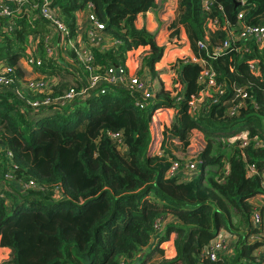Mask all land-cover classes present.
<instances>
[{"label":"trees","instance_id":"obj_1","mask_svg":"<svg viewBox=\"0 0 264 264\" xmlns=\"http://www.w3.org/2000/svg\"><path fill=\"white\" fill-rule=\"evenodd\" d=\"M26 1L27 8L10 19V28L0 16V61L12 69L6 75L12 89L0 92V183H4L0 194L7 195L0 197V247L11 251L8 264H130L153 238L151 251L162 256L155 264H260L253 255L260 242H248V236L261 230L252 227L250 200L262 191L259 173L264 170V46L250 40L246 51L231 46L214 58L197 42L202 40L208 47L221 43L226 31L210 28V21H228L236 30L240 12L243 23L264 26V0L239 4L208 0L209 10L204 0H177L173 16L164 22L170 31L167 37L181 42L183 31L192 56L206 60L218 83L226 85L218 101L206 97L197 113L188 101L205 88L198 82L201 66L182 60L176 63L178 76L172 88H156L150 79L154 99L143 109L134 104L127 89L104 84L99 89L106 87L105 93L90 92L84 105L75 101L73 106L30 109L13 89L24 90L20 96L27 100L55 99L70 89L48 83V77L61 78L55 69L82 74L84 84L90 72L72 48L68 51L72 61L62 55L60 46L52 49L53 55L46 52L45 37L52 32L59 38V33L39 16L41 0ZM88 4L111 42L104 49L91 48L92 65L99 67L95 72L124 65L136 49L145 48L136 76L145 70L152 77L158 75L155 64L164 47L157 38L163 23L159 21L161 26L154 32L136 24L139 16L154 11L156 0H52L69 36L77 33V11ZM33 36L39 41L30 51ZM30 52L41 61L34 72L23 63ZM251 62L257 63V73L250 69ZM26 73L43 82L40 89L25 88ZM233 84L244 86L251 98L237 115L229 116L222 101L231 95ZM160 108L174 112L170 120L165 117V126L158 119L164 155L148 154L150 124ZM193 129L205 141L195 160L197 174L188 181L167 177L171 161L182 164V158L164 146L165 138H178L186 149ZM243 130L248 131L247 146L226 140ZM113 131L122 133L125 152L109 137ZM247 165H254L258 173L248 175ZM225 166L230 168L227 174ZM7 176L19 188L32 182L36 189L19 193L12 188L19 194L8 207V196L14 193L5 189ZM260 211L264 217V205ZM161 216L172 221L157 233L154 222ZM219 229L236 234L237 239L231 255L213 261L203 250ZM171 234L175 254L167 258L159 246Z\"/></svg>","mask_w":264,"mask_h":264},{"label":"built area","instance_id":"obj_2","mask_svg":"<svg viewBox=\"0 0 264 264\" xmlns=\"http://www.w3.org/2000/svg\"><path fill=\"white\" fill-rule=\"evenodd\" d=\"M238 1H240V3H243L244 0ZM26 2V0H0V16L8 20L4 24L5 28H10V25L12 24L10 19L15 13L21 11L22 8H27ZM209 6L210 4L208 0H204V7L206 10H209ZM90 7L91 5L88 4L84 10H79L76 13L77 38L74 46H72V49H74L78 58L81 60V62L84 63L87 71L90 72L87 84H83L78 89L70 88L63 95L55 99L47 97L38 101H28L27 106L30 109H34L39 106H49L52 104H65V102L68 101V99L72 96H74L76 99L78 97L80 99H84L90 95V92L99 89L102 84L110 87L118 86L127 89L131 94L134 95V104L141 109L146 108L149 103L153 101V88L151 87L150 79L147 77L146 73L142 74L140 77H137L136 73L133 72L134 68L130 67L129 65V58L124 65H112L103 73L95 72L99 67L97 65H92L93 56L91 48L97 47L100 49H104L105 47L111 45V42L109 38L106 37L105 33L102 32L103 25L91 12ZM219 9L222 10V7L219 6ZM58 10L59 9L56 6L52 5V0H41L39 16L45 19L49 23V25L59 33V38H57L55 44L52 43V32H50V34L45 37V50L46 52H49L50 55H53L52 49L54 47H65L67 46V44L64 42H68V40L66 39L68 30L66 29V26L58 19ZM241 19L242 12L238 13L237 15V21L235 24L237 27L236 30L235 28H233V24L228 21L221 23L218 19L211 20L209 23V27L226 31L227 37L221 43H214L210 47H208L204 41L199 40L197 42L198 47L201 50H205L207 54L215 58L228 50L231 46H235L236 51H246L247 48L245 47V43L250 40L254 41L258 45V47L264 46V26L262 24L248 25L243 23ZM32 38V43L30 40L29 44L30 51L31 48L36 47L39 41V37L37 36H33ZM64 39L66 41H64ZM80 39H82V41H80ZM236 43H240V45L237 46ZM35 50L36 48L34 49V51ZM24 60L26 61V64L30 65L34 61H36L37 65L41 64V61L33 57L31 52L28 54V57H25ZM181 60L183 62H195L200 64L201 66V72L198 76V82L204 84L205 88L201 90L198 95H191L188 101L191 111L193 113H197L206 97H212L214 101H218L219 96H222L226 92V85L218 83L214 69L206 60L193 56L188 58L187 60H185L184 58H182ZM249 67L254 73H257L258 70L256 62H251L249 64ZM10 72H12L11 67L5 64L0 67V92H2V90H4L6 87L10 86V79L6 76ZM34 78H26L25 83H27V86L25 84V88L31 89L32 91L40 89L43 82L41 80H35L36 78ZM231 90V95L223 100L222 104L226 106V113L229 116H235L238 114L239 109L244 105L245 100L251 97L246 91L245 87L242 85L233 84L231 86ZM99 91L100 93H105L106 87H102L101 89H99ZM179 92L180 96L178 98L182 96V89H180ZM108 134L112 141L117 145L119 151L125 152L122 133L120 131H113L109 132ZM226 140L230 143L238 141L240 142L239 147H245L249 142L248 131L244 130L241 131L240 134L231 135ZM246 168L248 175L258 173L254 165H247ZM197 171V162H187L185 164H181L177 160H172L170 166L166 171V175L167 177L177 176L179 180L186 181L191 180L197 174ZM259 175L262 191L253 198H256L260 201L264 199V170L260 172ZM7 179L12 180L9 176H7ZM3 184L4 183L1 182L0 186H3ZM22 186L23 188L27 189L29 188V186H35V184L31 182L30 184ZM5 189H7V187H5ZM0 196L3 197V194H0ZM261 204L264 205V203ZM262 205L255 204L250 216L251 224L255 228L261 229V238H256V240H254L261 242V246L260 248H255V250L253 251V255L257 256V258L260 260V264H264V217L260 211V207ZM164 223L165 222L161 223L160 218L156 219L154 222V229L156 228L155 230L159 231L162 226L165 225ZM228 236H230V233L226 232V230L219 229L216 235L204 247V256H206L210 260L215 261L219 258V256L231 255L233 252L232 248L234 244L232 245V247H230L227 239Z\"/></svg>","mask_w":264,"mask_h":264},{"label":"rangeland","instance_id":"obj_3","mask_svg":"<svg viewBox=\"0 0 264 264\" xmlns=\"http://www.w3.org/2000/svg\"><path fill=\"white\" fill-rule=\"evenodd\" d=\"M157 13H158V10H157ZM154 15H156V14H154ZM162 26H163L162 27L163 32L159 35V38H157V42L159 43V45H163L164 43L169 42L171 44L175 43L176 46H174V47L177 48V50L174 51L173 54H171L169 57L165 58L164 62H162V64H161L162 67H163L162 69L165 70L166 72H168V70H170V73L167 74V75H177L178 76V72L176 70L177 61H181L182 58L187 60L188 58L192 57V55H191L192 52H191V50L189 48V44L187 43L186 38L183 35V31H180L182 37L179 39L181 42H178L177 40L174 39L175 37H173L172 40L167 37L170 31L165 33L166 25H165L164 22H163ZM66 36H67L66 39L68 40V42H64V43L67 44V46L61 48L62 49V54H64L65 57H67V60L72 61V58H71L70 54L68 53V51L71 48H73L72 46H74L77 36L76 35L75 36H69V33ZM52 37H53L52 38V43L55 44V42L57 40L56 39L57 37L54 35V33H52ZM64 41H66V40L64 39ZM80 41H82V39H80ZM45 45H44V47H45ZM144 49L145 48H139L138 50L136 49V51L133 54H131L130 57H129V65H130V67H134V70H133L134 73H136L138 67L143 65ZM23 63L26 64V61L23 60ZM32 64L33 65H30V64H26V65H29L31 67V69L33 70V72H34L35 71L34 70L35 69V65L36 66H39V65H37L36 61H34ZM47 69H48V71H51V70H53V67H48ZM29 70H30V68H29ZM55 71L57 72V74L61 75V78L59 79L58 77H55V78L48 77V83L49 84H57L58 83V87H61L64 90L68 86H70V88H73V89H78V88L81 87L80 84H84L83 83V75L80 74V73H76L75 71H73V73H71V71L67 72V71L60 70V69H58V70L55 69ZM145 73H146L147 77L149 79H151L150 78L151 74H149L147 70H145ZM25 78L31 79V78H34V76L30 75V73H26L25 74ZM6 88L7 89H12V88H10V86H8ZM13 91L16 93L17 96H19L20 98H22L24 100L26 105H27L28 101H30V102L38 101L37 99H35V100H27L24 97L20 96V93H22L24 90H21V91L17 92L15 89H13ZM97 94H100V93L98 92ZM86 99H87V97L84 98V99H80L79 97L77 99H75V97L72 96V97H70L68 99V101L65 102V104L64 103L63 104L59 103L57 105V108H61L62 106H66V105L73 106V103L75 101H79V103H78L79 105H84ZM28 110H30V109H28ZM166 115L168 117V120H170L172 118V116L174 115L173 110L172 109H166V108H160L159 116H156L155 120L153 119L151 124H150L151 136H150L149 145L147 147V153L148 154H158V155H160V153L163 150V149H161V146H160V143H161V141L163 139V134H161L159 132L160 127L158 125V119L159 118L162 119L161 124L162 125L164 124V126H165L166 125V123H165ZM169 122H168V124H169ZM195 133H196L195 135H198V136H192V135L189 134V137L192 136V139L190 140V144H189V146L186 149L184 148L183 144L179 141L178 138H174L172 136H168L167 138H165V145L164 146H166L169 150L172 149V151L174 152L176 157L182 158L181 159L182 164H185L187 162H196L195 161L196 157H197L199 151H201L203 149V147L205 145V141L203 139V134L202 133L197 132V131ZM235 134H240V132L235 133ZM161 154L164 155V153H161ZM188 159H191L193 161L188 160ZM225 167H226L225 170H226V174H227L228 171L230 170V168L228 166H225ZM7 182L9 183V185L7 186V189L10 192L13 191V193H14V194H12V193L9 194V196H8L9 201H8V203H6V205L8 207L14 205V197L16 195H18L20 192L25 191V193H26L30 189H36L35 186H29V188H27V189L23 188V186H21L22 188H19V187H17L16 182L11 181L10 179H8ZM12 188L13 189L14 188L15 189L18 188L19 189V191H18L19 193H17L16 191L12 190ZM6 196L3 194L4 198H6ZM255 199L256 198H252L250 200L252 205H255V204L262 205L261 203H264V199H262L260 201L257 200V199L255 200ZM20 201L21 200L19 199L18 200V204L16 202L15 206L19 205ZM161 217H160L161 223L165 222L164 224H166L167 222L169 223V222L172 221V217L169 218L168 221H165L166 219L164 220V219H162L164 217H162V218ZM235 221L236 220H234V222ZM252 227H254V226L252 225ZM160 230H162V229H160ZM159 231L157 230V233ZM226 232H228V231H226ZM228 233H230V232H228ZM256 238H258V239L261 238L260 230L255 232V233H252L251 235H249L248 236V242H254V240H256ZM227 239H228V243H229L230 247H232V245L235 244V241L237 239V235L230 233V236H228ZM260 246H261V242L259 243L258 247L260 248ZM151 254L152 253H150V255ZM11 258H12L11 251L8 248L0 247V264H8L10 262ZM130 264H135V263L132 262Z\"/></svg>","mask_w":264,"mask_h":264},{"label":"crops","instance_id":"obj_4","mask_svg":"<svg viewBox=\"0 0 264 264\" xmlns=\"http://www.w3.org/2000/svg\"><path fill=\"white\" fill-rule=\"evenodd\" d=\"M156 2L158 3V5H157V7L154 8V11H149L148 13L142 14L141 16H139L137 23H136L138 27L144 25V26H146V28L149 31L154 32L156 29L159 30V27L161 26L159 21H161L162 23L166 22L168 19H170L173 16L174 9L176 8L177 0H156ZM157 10L159 11V14H157ZM154 14H156V16ZM159 32L161 34L163 32V30L160 29ZM159 32H158V36H159ZM166 32H167V30L165 31V33ZM32 39L33 38L29 37V42L31 40V43H32ZM162 46L164 47L163 56H162L161 60L155 64V69L157 70L158 75H154L153 77L151 76L150 78L154 82L156 88H159V86L163 85L165 88L170 89L173 87V84H174V81L176 80L175 78L177 75H167L170 73V70H168V72H166L165 70L162 69L163 67L161 64H162V62H164L165 58H167L171 54H173L174 51L177 50V48L174 47V46H176L175 43L171 44L169 42L164 43ZM62 55L65 57L64 54H62ZM2 65H4V62L0 61V67ZM29 68L31 69V67L28 66V70H29ZM30 75L34 76L33 74H30ZM159 111H160V109H158L156 111V114L154 115L155 116L154 120H155L156 116H159ZM196 131L200 132L197 129H193V130H191L190 135L198 136V135H195ZM192 136L189 137L190 140L192 139ZM179 181H184V180H179ZM186 181H188V180H186ZM173 238H174V235L171 234L170 239L166 242H162L159 246L160 248L164 249L165 256L167 258H171L175 254V250L173 247ZM155 241H156V238H153L150 241L148 248H145L144 252L140 253L137 258H134L135 264H155L156 262H158L162 258L161 254L159 252L151 251L155 246ZM146 253H148L149 256H146V258H145ZM150 253H152V254L150 255Z\"/></svg>","mask_w":264,"mask_h":264},{"label":"water","instance_id":"obj_5","mask_svg":"<svg viewBox=\"0 0 264 264\" xmlns=\"http://www.w3.org/2000/svg\"><path fill=\"white\" fill-rule=\"evenodd\" d=\"M235 3H236V4H239V3H240V1H237V0H235Z\"/></svg>","mask_w":264,"mask_h":264}]
</instances>
